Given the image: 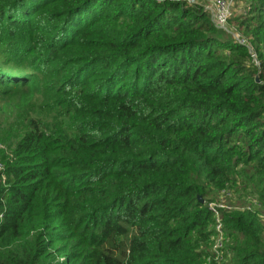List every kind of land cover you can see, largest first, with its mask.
<instances>
[{
  "label": "trees",
  "instance_id": "obj_1",
  "mask_svg": "<svg viewBox=\"0 0 264 264\" xmlns=\"http://www.w3.org/2000/svg\"><path fill=\"white\" fill-rule=\"evenodd\" d=\"M243 2L237 37L202 2L0 0V97L34 90L8 99L0 264H264V0Z\"/></svg>",
  "mask_w": 264,
  "mask_h": 264
},
{
  "label": "rangeland",
  "instance_id": "obj_2",
  "mask_svg": "<svg viewBox=\"0 0 264 264\" xmlns=\"http://www.w3.org/2000/svg\"><path fill=\"white\" fill-rule=\"evenodd\" d=\"M243 5H244L243 0H230V10H232L233 13L241 11L243 8ZM206 7L207 8L211 7V3L209 2V0H207L206 2ZM230 25H232V30H234L233 24L228 20V22L226 23V26L230 27ZM234 35L237 37L240 36L239 33L235 30H234ZM44 85L45 84L41 85L40 87H43ZM20 92L13 90L9 98L5 94H2V95H5L3 98L0 97V105H2V110H3L2 112H0V152L2 150L9 152L10 150L9 145H10L11 130H10L9 122L15 115V111H16L13 108L15 106H12L10 101L15 102L16 105L23 101H25V103H28L27 101L33 98L34 96V90L32 88H24V90H21ZM236 198H237V195H236Z\"/></svg>",
  "mask_w": 264,
  "mask_h": 264
},
{
  "label": "built area",
  "instance_id": "obj_3",
  "mask_svg": "<svg viewBox=\"0 0 264 264\" xmlns=\"http://www.w3.org/2000/svg\"><path fill=\"white\" fill-rule=\"evenodd\" d=\"M188 2H202L205 4L207 0H187ZM211 7L207 8L213 20L220 26L226 27L227 19L231 15L232 10H230V0H209ZM1 165V163H0ZM210 208L215 214L214 223V233H213V250L216 253V258L223 255V245L225 243V232L222 226V221L220 220V207H229V205L221 199L220 201L209 202Z\"/></svg>",
  "mask_w": 264,
  "mask_h": 264
}]
</instances>
